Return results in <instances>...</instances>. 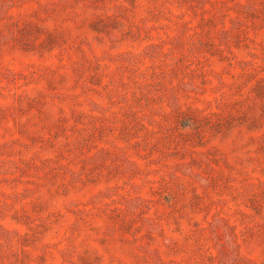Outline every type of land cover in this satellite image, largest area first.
<instances>
[{
	"label": "rangeland",
	"instance_id": "1",
	"mask_svg": "<svg viewBox=\"0 0 264 264\" xmlns=\"http://www.w3.org/2000/svg\"><path fill=\"white\" fill-rule=\"evenodd\" d=\"M0 264H264V0H0Z\"/></svg>",
	"mask_w": 264,
	"mask_h": 264
}]
</instances>
